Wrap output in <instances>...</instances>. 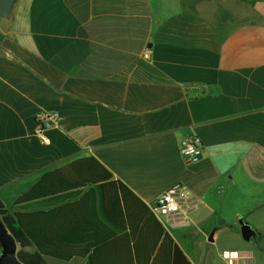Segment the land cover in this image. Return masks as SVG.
<instances>
[{
  "label": "crops",
  "instance_id": "obj_1",
  "mask_svg": "<svg viewBox=\"0 0 264 264\" xmlns=\"http://www.w3.org/2000/svg\"><path fill=\"white\" fill-rule=\"evenodd\" d=\"M153 2L16 0L0 30V196L92 156L147 206L189 188L198 208L165 230L192 264H227L228 250L264 264V0ZM42 112L56 114L45 144ZM194 136L197 162L181 153Z\"/></svg>",
  "mask_w": 264,
  "mask_h": 264
},
{
  "label": "trees",
  "instance_id": "obj_2",
  "mask_svg": "<svg viewBox=\"0 0 264 264\" xmlns=\"http://www.w3.org/2000/svg\"><path fill=\"white\" fill-rule=\"evenodd\" d=\"M0 217L23 264H192L150 206L92 156L45 172L16 198L2 194Z\"/></svg>",
  "mask_w": 264,
  "mask_h": 264
},
{
  "label": "built area",
  "instance_id": "obj_3",
  "mask_svg": "<svg viewBox=\"0 0 264 264\" xmlns=\"http://www.w3.org/2000/svg\"><path fill=\"white\" fill-rule=\"evenodd\" d=\"M144 58H149V51L144 52ZM56 114L42 112L36 116V135L40 141L47 143L44 134L54 126ZM181 153L191 162L199 161L202 155V141L194 136L181 143ZM199 206V200L193 196L184 183L169 187L151 205L150 209L165 228L171 222L187 223L189 214ZM223 258L227 264H251V256L242 251H225Z\"/></svg>",
  "mask_w": 264,
  "mask_h": 264
},
{
  "label": "water",
  "instance_id": "obj_4",
  "mask_svg": "<svg viewBox=\"0 0 264 264\" xmlns=\"http://www.w3.org/2000/svg\"><path fill=\"white\" fill-rule=\"evenodd\" d=\"M16 0H0V18L4 21H10L12 18L13 7ZM242 238L254 245H258L259 232L244 220L239 221ZM211 241L213 233L210 234ZM0 264H23L18 258L20 244L16 241L13 234L8 230L0 217Z\"/></svg>",
  "mask_w": 264,
  "mask_h": 264
},
{
  "label": "rangeland",
  "instance_id": "obj_5",
  "mask_svg": "<svg viewBox=\"0 0 264 264\" xmlns=\"http://www.w3.org/2000/svg\"><path fill=\"white\" fill-rule=\"evenodd\" d=\"M214 2L215 0H210V2ZM201 2V3H200ZM210 2H207V0H155L154 6L158 7L159 9H165L168 11H172V10H176L179 9L180 7H182V5L188 7V6H194L197 4H203V5H207ZM213 6V5H212ZM210 8V7H208ZM12 25L11 21H4L3 19L0 18V30H5L7 31L8 28H10ZM8 209L10 211L13 210V206L12 205H8Z\"/></svg>",
  "mask_w": 264,
  "mask_h": 264
}]
</instances>
